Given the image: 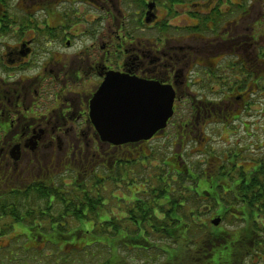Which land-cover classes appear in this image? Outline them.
Wrapping results in <instances>:
<instances>
[{
    "label": "flooded vegetation",
    "instance_id": "1",
    "mask_svg": "<svg viewBox=\"0 0 264 264\" xmlns=\"http://www.w3.org/2000/svg\"><path fill=\"white\" fill-rule=\"evenodd\" d=\"M256 6L259 12H254ZM246 21L253 23L256 34L244 33ZM263 23L264 0H0V196L10 191L20 198L32 192L25 205L19 202L7 211L40 212L27 202L36 198V189L47 187L66 173L52 169L53 159L59 162L56 168L63 165L64 171L78 163L72 172L93 178L106 156L111 158L113 169L123 159L122 153L115 157L122 145L102 142L89 117L92 100L107 76L114 73L146 84L133 89L109 87L102 97L105 101L112 100L114 93L125 92L131 97L132 90L141 97L147 92V84H158L174 92V112L177 102H195L194 128L197 124L220 127L227 137L230 152H226L223 192L240 202V189L250 179L252 187L260 191L259 173L264 162H260L264 158L260 151L264 146L255 141L260 132L264 135V127L257 123L261 112L256 110L259 83L264 81V50L258 33L261 28L264 32ZM243 117L253 122L242 121ZM243 135L252 142H248L250 151L245 153L237 147L245 141ZM162 136L158 134L153 140ZM102 147L110 153H101ZM177 171L180 175L183 169ZM114 176L99 180L110 181L109 187L115 191ZM201 184L213 185L206 181ZM190 192L198 196L203 193L195 187ZM132 203L126 208L129 213L125 216L124 212L120 219L135 225L138 235L132 237L130 229L121 227L124 238L117 239L115 219H109V230L101 228L103 236L97 242L108 245V264H126L117 256V244L123 250L128 245L146 249L150 242L173 244L181 227L187 226L177 212L178 206L170 205L168 211L153 207L150 218L145 215L147 205L136 199ZM182 209L194 213L199 208ZM261 211L254 206L252 217L258 219ZM249 213L248 205H227L221 207L216 219L239 214L244 231ZM147 220L151 222L148 235L140 226ZM36 226L41 229L40 223ZM210 233L214 232H206L203 240ZM79 236L92 241L90 232L83 229Z\"/></svg>",
    "mask_w": 264,
    "mask_h": 264
},
{
    "label": "rangeland",
    "instance_id": "2",
    "mask_svg": "<svg viewBox=\"0 0 264 264\" xmlns=\"http://www.w3.org/2000/svg\"><path fill=\"white\" fill-rule=\"evenodd\" d=\"M254 12H259L260 9L258 6L254 7ZM262 23V21H260ZM244 30L245 34H256V27L253 26V23L251 21L244 22L243 27H246ZM263 28H261L258 33L260 34L259 37V45H264V38H261L264 36V32H262ZM132 32V31H131ZM134 33V32H132ZM262 69V67H261ZM260 85V88H262V85ZM262 91H259V106L256 108V110L261 112L262 114L257 117V123L260 127H264V97L262 95ZM199 94V93H198ZM194 103L195 102H187L183 106L184 103H180L178 105V113L176 114V118L174 119L173 123L174 125H179L184 123L185 119H188V123L192 124L194 121L195 116L189 117V113L194 111ZM261 109V110H260ZM242 121L248 120L249 123H252V118H245L243 117L241 119ZM205 125L203 124V127ZM202 127V126H201ZM206 127V126H205ZM170 128V129H169ZM169 133L171 135H174L175 128L169 126ZM206 137L208 139V143L200 142L196 138L198 137ZM189 140H185L186 142L183 144V147L178 146L177 142L174 145L173 141H167V140H159L156 142H153L152 144L144 145L143 152L145 154L149 155L148 159H144L142 162V165L140 163H132L125 166V169L123 172H115L112 169L111 165V159H108L105 161L104 165H101V167L96 168L95 170V178L88 177L86 174L82 172L73 173L72 171L76 170L80 165L77 163L75 166L69 165L68 169L69 171H64V166L62 165L59 168H56V165L59 164V162L56 161V159H53L52 162V169L58 172H66L64 176L60 177L57 176L55 178L57 181L55 182V192L51 191L52 194H55V202H56V196H65L68 194L72 189H76L77 193L82 192H88V194L92 197V201L90 202V208L87 206L85 207L86 211V217L84 219H81L79 221L73 220V219H67V225L65 229V233H61L63 236L66 237L67 240H59L56 242L49 241L51 244L56 245L60 244L62 246H53L49 243L45 244L43 243L39 238L41 237V233L45 235L47 232V228L45 226H42L41 229H38L36 224H32V215L26 214L27 219H22V216L18 217H12L8 215H4L3 218L0 220V249L4 251V255L0 252V262L3 264H105L106 261L109 259V249L106 247V245H101L98 243V239H100L103 236L102 229L105 228V221H109V219L114 220L113 224L116 228V238L119 240H122L124 238V229L116 227V224H118V221L121 220L120 218L126 213H129L125 208L124 202H119V199L115 201L113 197L117 195L124 196L126 200L129 198V192L125 193L119 190L112 191L108 185L110 184L108 182H102L99 179H107L110 177V175L114 176L116 178V181L121 179L123 174L131 175L133 173H136L137 170H140L141 172L149 173V172H156L155 168L162 165L165 167L163 171V175H167L169 177H175V182L171 183L172 187H179L183 182L187 181V184H189V179L183 180V173L186 172V170H192L196 173H200L201 170L205 167L206 157L208 155H214V154H222L228 150V144H227V137L221 132L220 127H206L205 129L199 128L198 124L195 128H191L189 130ZM245 137V136H242ZM235 138V137H234ZM233 138V140H234ZM195 139V142H192ZM232 140V141H233ZM250 142L248 139L247 141H243L242 146L250 145ZM255 142H261L264 144V135L261 134V132L258 135V140ZM164 143V145L167 148H170V150L164 149V147H161V145ZM167 144V145H166ZM161 147V158L168 157L171 152L173 153V156L170 162H167L166 165L163 164L161 160L158 159L159 154V148ZM101 153H110V149H107L106 147H102ZM173 150V151H172ZM119 153H122V157L131 160L134 158L135 152L133 153V149H129L128 147H122L121 149H118L115 152V155L118 157ZM177 155H182L181 160L176 157ZM260 155L264 157V150L260 151ZM107 158V156H106ZM237 159H235L236 161ZM168 161V160H167ZM105 166L106 168H102ZM183 169L182 175H176L175 172H178L177 170ZM63 173V174H64ZM74 175H78L79 178L75 179ZM162 176V175H161ZM226 178V176H223ZM127 178V177H126ZM86 179V180H85ZM97 180V183L94 185V182ZM111 185V184H110ZM144 187V184H141ZM47 187L42 185L38 189L35 190V199H32L31 202H27L28 206H33L37 209L41 208V202L40 198L43 194L48 193L46 190ZM134 195H136L139 190L133 189L131 190ZM141 192H143V197L148 196L152 200L157 196L156 192L148 193L146 189H143ZM32 193V192H31ZM30 193V194H31ZM30 194H26V196L20 197L19 202L23 203L25 205V200L28 199ZM51 194V195H52ZM196 196V195H190L188 194L187 198L185 199L187 204H190V197ZM52 199V196H50ZM67 197V196H66ZM206 197V194H202V197L193 198L199 206L202 205H213L214 203L212 201H209V199H204ZM59 198H57V201ZM193 201V200H192ZM206 202V203H205ZM67 203H69V200H67ZM221 201L217 202L218 205H221ZM63 204V203H62ZM148 203H146L147 205ZM68 206L70 204H67ZM54 210H49L47 212H54L58 213L63 211L61 207H63L60 204H55ZM64 208V207H63ZM89 210V211H88ZM25 212L22 211V214ZM187 215V214H186ZM38 218H40V214H36ZM133 217L134 215L131 214ZM253 219L249 218V223H246V226L244 227V233L241 236V243L239 245V264H264V252L261 253L259 249H254L253 247L261 241V227L264 225V220L262 218L261 221H257V223L252 224ZM226 221V231L228 234L232 235L231 240L234 241V235L237 233H240L243 229L242 226L236 225L235 227H231L230 223L227 224ZM151 222L149 220L142 223L140 226L142 228L146 229L147 234H149V228H150ZM60 224H55V227H57ZM255 225V226H254ZM177 226V225H176ZM76 228L83 229L84 231L90 232V235L92 237V241H90L89 238H79V236L70 238V236L73 235ZM110 227L107 226V229L109 230ZM254 229L255 235L252 233V239L250 240V234L252 230ZM41 230V231H40ZM51 236H54L56 234H59V232L55 229L52 230ZM185 231V227L181 228V233H177L176 241L175 243L171 244L167 241L163 243L164 245L159 244L160 246H163L164 249H168L170 246H172V249L175 251V256L170 258L168 261H166V256L163 257V253L160 252V256L156 255L155 251H160L158 246L151 245L149 249H141L139 247H134V245H128L125 247V250H123V247H117V254L119 257H123V254L127 255V258L129 259V264H154L156 262L157 257H160V264H188L189 259L187 258L188 255L193 254L195 250L200 251L203 248H200V245L203 243V236L200 234V231H196L192 229L188 233H183ZM216 232L217 230H213ZM69 232V233H68ZM68 233V234H67ZM140 234V233H139ZM178 235V236H177ZM186 237V240H185ZM31 240V241H30ZM231 240H229L231 242ZM68 242V243H67ZM72 244V245H70ZM189 244H195V247L189 246ZM63 245H66L63 247ZM199 245V246H198ZM88 246H90L88 248ZM228 246L227 244L225 245ZM80 250V253L77 251ZM133 250V251H132ZM143 250V251H142ZM148 251V252H144ZM228 251L225 250L224 253ZM114 250H112V253ZM109 253V254H108ZM130 253V254H129ZM178 254V256H177ZM13 258L15 261L13 262L9 258ZM222 264H229V260L225 259L224 257L221 258ZM132 260V261H131ZM149 262V263H148Z\"/></svg>",
    "mask_w": 264,
    "mask_h": 264
},
{
    "label": "trees",
    "instance_id": "3",
    "mask_svg": "<svg viewBox=\"0 0 264 264\" xmlns=\"http://www.w3.org/2000/svg\"><path fill=\"white\" fill-rule=\"evenodd\" d=\"M202 121V118H201ZM167 145V144H166ZM161 147H164V149L170 150V148H167L164 143L161 145ZM161 147L159 148V154L158 159L163 162L164 165L167 164V160H169V157L161 158ZM138 152L137 149H133V153ZM116 157V155H115ZM111 158H106V160ZM263 161H261L262 163ZM138 164V163H136ZM127 165V162L122 159L117 163L114 171L115 172H123L125 169V166ZM141 165V164H140ZM165 167L162 165V167L158 166L155 168L156 172H149V173H143L140 170H137L136 173H133L130 175V182L131 183H137L136 185L144 184L146 187V190L148 193L156 192L157 196L152 200L148 196L143 197V192L139 193L137 195L138 199L145 198V201L147 204V212L145 215H149L150 218H153L152 215V208L153 207H159V210L161 211H168L167 207L170 205L178 206V211L180 214V217H184L185 213L182 210V206H191L196 207L199 206V204L190 197V204H187L186 198L188 194L190 193V186L192 183L187 184L186 182H183L177 189L174 190V188L171 185V177L167 175H163ZM162 175V176H161ZM224 175V174H221ZM198 177H202V172L197 174ZM239 176L242 178L243 174L240 172ZM261 178V179H260ZM259 186L261 187L260 191H256L254 185L252 187V179L249 182L248 185H244L241 190V200L245 202L250 207H254L258 205L259 207H264V162L262 164V169L259 173ZM183 180H186L185 177H183ZM56 181L50 182L47 186L48 193L43 194L40 198L41 202V208H40V218L38 220L44 224L47 228V232L44 234L41 233L40 240L47 244L49 241H51L52 237H57L56 235L51 236L52 230L55 229V224H64V225H58V232L64 233L67 223V219H73L76 221H79L81 219H84L86 216L85 207L90 208V202L92 201V197L88 194V192H82L77 193L76 189H72L68 194L65 196H56V202H55V194H52L51 191L55 192V183ZM97 183V180L94 182V185ZM53 184V185H52ZM210 186V185H209ZM142 187V185H141ZM263 188V189H262ZM213 192L214 186L207 187L206 192ZM52 194V195H51ZM52 196V199L51 197ZM67 196V197H66ZM168 197V199H167ZM57 198L59 200L57 201ZM67 200H69V203H67ZM167 200H170V203H167ZM193 200V201H192ZM232 200V197L230 198ZM19 203V197L17 195H10L8 197H1L0 198V214L1 216L5 214H10L13 217H18L21 213L20 211L16 210H10L7 211V207L11 205H15ZM60 204L64 209L61 212L54 213V212H47L49 210H52L54 208V204ZM63 203V204H62ZM67 204H70L69 206ZM135 205L141 206L142 204L136 203ZM146 206V204H145ZM54 210V209H53ZM89 211V210H88ZM171 211V210H170ZM172 212V211H171ZM167 216L168 213L164 212ZM264 215V213H263ZM146 220V219H144ZM42 227V226H41ZM216 230V229H215ZM41 231V230H40ZM213 231V230H212ZM214 232V231H213ZM215 233V234H214ZM214 233H210L207 238L203 241L202 245H200L201 249L200 251L195 250L193 254H190L187 256L189 259L188 264H222L221 258L224 257L225 259L229 260V264H239V245L241 243V236L244 233V231H241L240 233H237L234 235V241L231 240L230 237L232 235L228 234L225 230H217ZM263 240L259 242V247L262 249L264 248V233H262ZM252 239V232L250 234V240ZM59 240H63L62 238H59ZM231 240V242L229 241ZM228 245L227 247L225 245ZM199 246V245H198ZM225 250H228L224 253ZM0 252L4 255V251L0 250ZM175 256V253L173 254V257ZM178 256V254H177ZM113 263L115 260L112 261ZM108 264V263H107Z\"/></svg>",
    "mask_w": 264,
    "mask_h": 264
},
{
    "label": "water",
    "instance_id": "4",
    "mask_svg": "<svg viewBox=\"0 0 264 264\" xmlns=\"http://www.w3.org/2000/svg\"><path fill=\"white\" fill-rule=\"evenodd\" d=\"M117 86H122L125 88H131L135 86L133 81L129 79L119 78L120 76L115 75ZM112 78V77H109ZM116 86V87H117ZM108 89V85L106 86ZM136 91V90H135ZM135 93L131 97H126L125 92L114 93L112 100L101 101V96L99 95L94 103V106L98 107L100 103H105L107 106V116L109 117L108 121H114V125L118 126L119 120H121V126H129L133 130H128L125 133L124 130L120 132V129H117L115 132L105 133L103 136L107 140H115L120 135L122 138L133 137L142 133L140 136H144L145 130H149L147 125L151 123H157L158 126H164L168 117L171 114V104L172 101H169L171 98L168 92L156 89H148L147 95L144 94L141 97L135 96ZM138 98V101L136 100ZM142 103V108L140 106H135L136 102ZM145 109L146 114H140L141 109ZM123 113V114H122ZM121 114V115H120ZM96 119V118H93ZM119 119V120H118ZM128 120V121H126ZM141 131V132H140ZM138 138V137H136ZM136 138L129 139L128 141L135 140Z\"/></svg>",
    "mask_w": 264,
    "mask_h": 264
}]
</instances>
